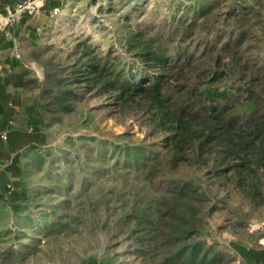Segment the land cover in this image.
<instances>
[{"label": "rangeland", "instance_id": "1", "mask_svg": "<svg viewBox=\"0 0 264 264\" xmlns=\"http://www.w3.org/2000/svg\"><path fill=\"white\" fill-rule=\"evenodd\" d=\"M257 1V16L245 24L249 48L244 55L263 64L264 0ZM138 3L145 14L133 18ZM189 5L184 0H68L27 51L44 83L46 72L68 71L83 42L95 52L127 54L121 39L125 22L148 18L155 26L168 18V7ZM131 13L126 21L124 15ZM241 84L247 86L232 81L228 92ZM223 86L216 82L213 90L223 93ZM43 88L37 98L45 137L28 156L25 198L0 203V264H166L161 232L163 223L173 221L165 210L173 202L179 218L195 228L183 242H201L203 252L219 257L217 264H242L264 246V140L243 121L240 129L195 153L184 150L171 164L161 134L149 132L135 107L120 109L109 94L97 95L77 83L71 109L59 110L54 92ZM257 93L264 111V92ZM233 98L238 113L250 114L253 104L244 94ZM134 146L143 154H134ZM184 181L194 187L190 196L170 191Z\"/></svg>", "mask_w": 264, "mask_h": 264}, {"label": "trees", "instance_id": "2", "mask_svg": "<svg viewBox=\"0 0 264 264\" xmlns=\"http://www.w3.org/2000/svg\"><path fill=\"white\" fill-rule=\"evenodd\" d=\"M184 1L191 5L168 7V18L155 26L148 18L133 25L125 22L121 39L127 54H116L112 49L95 52L83 42L68 71L64 75L55 69L46 72L40 88L44 85L43 91L54 92L59 110L71 109L69 102L76 97L73 85L77 83L97 95L109 94L120 109L135 107L146 117L149 132L161 134L162 144L171 152V164L184 150L195 153L240 129L242 121L264 140V111L257 93L264 92V63L244 55L249 48L245 24L257 16L259 1ZM138 4L132 10L133 18L145 14ZM252 12L254 16L247 17ZM130 15L125 14L124 19L128 21ZM237 80L246 81L247 86L237 85L228 92V86ZM219 81L225 87L223 93L213 90ZM237 94L252 102L250 114L235 110L236 99L230 98ZM129 148H123L125 155ZM132 148L137 156L143 154L140 147ZM181 184H171L170 191L179 197L190 196L194 187L187 181ZM175 204L166 203L165 207L173 221L163 223L166 230L161 232L166 245L164 262L217 264L219 257L203 252L201 242H183L195 228L183 215L179 218Z\"/></svg>", "mask_w": 264, "mask_h": 264}, {"label": "crops", "instance_id": "3", "mask_svg": "<svg viewBox=\"0 0 264 264\" xmlns=\"http://www.w3.org/2000/svg\"><path fill=\"white\" fill-rule=\"evenodd\" d=\"M19 1L0 0V17ZM56 3L42 0L37 12L25 11L16 23L0 29V203H20L25 198L28 156L45 137L37 98L41 79L27 50L48 23ZM242 264H264V246L251 252Z\"/></svg>", "mask_w": 264, "mask_h": 264}, {"label": "built area", "instance_id": "4", "mask_svg": "<svg viewBox=\"0 0 264 264\" xmlns=\"http://www.w3.org/2000/svg\"><path fill=\"white\" fill-rule=\"evenodd\" d=\"M68 0H57V3L54 4L51 8V15L58 13L63 5ZM42 0H21L17 2L8 12L5 17H0V29L5 28L7 25H13L19 19L20 15L25 12H37L41 6ZM16 56H19V53H15Z\"/></svg>", "mask_w": 264, "mask_h": 264}]
</instances>
